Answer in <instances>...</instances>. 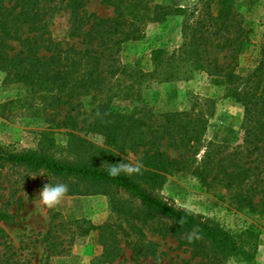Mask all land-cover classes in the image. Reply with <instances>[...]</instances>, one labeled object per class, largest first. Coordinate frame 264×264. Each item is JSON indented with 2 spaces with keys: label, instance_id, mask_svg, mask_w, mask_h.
<instances>
[{
  "label": "trees",
  "instance_id": "obj_1",
  "mask_svg": "<svg viewBox=\"0 0 264 264\" xmlns=\"http://www.w3.org/2000/svg\"><path fill=\"white\" fill-rule=\"evenodd\" d=\"M102 2L113 6L112 18L86 15L84 0H60L59 4H54V0H0V72L4 80L21 83L41 93V97L50 98L52 108L66 107L56 125L69 127L71 137H75V129L100 133L107 145L121 151L136 154L143 150L147 164L158 169L191 171L204 186L222 181L234 189L232 198L239 208H259L264 213V65L260 62L246 75L237 71L252 30L243 24L234 1L205 0L196 16L184 19L182 41L177 47L152 49L151 71L122 64V45L141 37L146 20L162 23L169 15L185 14V8L163 4L148 7V0ZM212 2L217 6L216 12ZM149 8L152 13L147 15ZM60 10L67 22L66 40L57 39L51 28ZM12 41L18 43V50L11 47ZM220 54H224L222 60ZM200 72L221 78L227 97L243 106L241 144L232 148L215 142L203 145L211 113L195 108L155 110L143 99L145 81L190 80ZM87 97L93 104L90 113L79 103ZM163 147L171 148L176 155L169 156ZM46 150L43 145L22 151L0 145V201L4 196L3 183L17 182L9 178L14 168L46 171L86 184L72 194H96L100 193L99 187H107L138 199L140 207L132 218L154 233L176 237L179 245L191 249L192 256L201 258L197 264H224V257L232 254L247 257L228 231L200 214L162 200L141 180L121 171L112 175L111 168L91 161L58 159ZM50 211L46 237L61 239L54 236L58 228L69 235L65 247L79 236L104 228L92 223L81 226L83 221L79 219L55 222L58 212ZM12 219L0 207V237H6L1 222L9 223ZM72 225L75 230H70ZM102 237L109 242L103 251L105 261H112L118 254L117 239L111 232ZM62 241L52 244V253H66L64 247L55 249ZM157 245L134 244V254L155 256ZM0 264L29 263L6 246L0 252Z\"/></svg>",
  "mask_w": 264,
  "mask_h": 264
},
{
  "label": "rangeland",
  "instance_id": "obj_2",
  "mask_svg": "<svg viewBox=\"0 0 264 264\" xmlns=\"http://www.w3.org/2000/svg\"><path fill=\"white\" fill-rule=\"evenodd\" d=\"M233 1L243 24L252 30L251 41L240 56L237 69L240 74L246 75L260 62L264 65V0ZM54 2L59 4L60 0ZM84 2L86 15L95 14L107 18L114 16L113 6L102 0ZM65 3L66 1L63 5ZM153 4L185 8L186 11L185 14L169 15L162 23L146 20L142 25L141 37L122 45V64L151 71L152 49L177 47L182 41L184 19L188 17L191 20L196 16L203 9L205 0H148V7ZM211 7L216 12L215 2L211 3ZM151 13L152 9L146 10L147 15ZM53 20V35L59 40L68 39L63 10L56 12ZM10 45L15 51L19 49L17 42L12 41ZM223 55L220 54L221 60ZM142 94L144 101L155 110L195 108L211 113L202 138L203 145L215 142L232 148L242 143L244 108L227 97L221 78L200 72L190 80H148L142 84ZM40 95L41 93L34 92L21 83L4 80V74L0 72L1 146L22 151L43 145L47 148L46 151L58 159L91 161L99 166L120 168L121 172L144 182L162 200L200 214L234 236L247 257L242 254L227 255L224 257V264H264V213L261 209L251 211L239 208L232 198L234 189L227 187L222 181L204 186L191 171L166 172L158 169L147 164L143 150L136 154L121 151L118 147L107 145L100 133L75 129L72 130L75 137H71L69 127L56 125L63 118L66 107L62 110L52 108L49 106L50 98ZM118 102L128 104V101ZM79 103L84 110L91 112L93 104L90 97ZM163 149L171 157L176 155L171 148ZM202 153L203 150L197 155L198 160ZM9 178L17 182L3 183L4 196L0 207L8 211L13 219L9 223L1 222L6 237H0V252L10 246V250L18 258L29 264H197L201 259L192 256L189 247L179 245L176 237L169 233H154L132 218L131 215L136 213L140 202L126 192L99 187L100 193L72 194L70 192L85 188L86 184L21 166L11 170ZM49 182L68 185V192L52 208L42 204L38 196L43 185ZM257 200L258 197L255 201ZM50 210L58 212L55 222L79 219L83 221L82 225L80 222L81 226L92 223L104 228L77 237L67 247L69 235L61 233L57 228L54 236H60L64 241L55 249L64 247L66 253L55 254L52 253V244H57L61 239L46 237L51 223ZM75 229V225L70 226V230ZM108 232L115 235L118 244L115 250L118 254L112 261H105L103 256L104 248H108L109 242L102 236L108 235ZM147 242L158 244L155 256L135 255L134 244L136 247H144Z\"/></svg>",
  "mask_w": 264,
  "mask_h": 264
},
{
  "label": "clouds",
  "instance_id": "obj_3",
  "mask_svg": "<svg viewBox=\"0 0 264 264\" xmlns=\"http://www.w3.org/2000/svg\"><path fill=\"white\" fill-rule=\"evenodd\" d=\"M120 168L113 167L111 168L110 174L116 175L120 171ZM68 192V185L65 183H46L43 185L41 190L38 193L39 199L48 208L55 207L61 201V199Z\"/></svg>",
  "mask_w": 264,
  "mask_h": 264
}]
</instances>
